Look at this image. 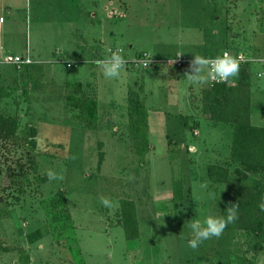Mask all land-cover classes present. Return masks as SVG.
Instances as JSON below:
<instances>
[{
	"label": "rangeland",
	"instance_id": "1",
	"mask_svg": "<svg viewBox=\"0 0 264 264\" xmlns=\"http://www.w3.org/2000/svg\"><path fill=\"white\" fill-rule=\"evenodd\" d=\"M4 1L0 59L27 49L38 62L24 74L0 61V84L9 88L0 113L18 122L14 138H0V264H20V252L29 264H264V238L253 257L249 231L225 228L188 246L192 220L221 215L225 182L206 170L223 165L232 127L202 118L205 86L171 61L178 52L242 53L252 122L264 125V0H18L15 22ZM105 46L130 59L148 52L154 64H126L118 80H106L84 57ZM82 96L97 102L93 129V118L83 126L73 105ZM134 99L147 111L141 155L127 129ZM48 170L58 178L49 180ZM121 199L133 202L134 239L119 224ZM51 200L61 201L53 213Z\"/></svg>",
	"mask_w": 264,
	"mask_h": 264
},
{
	"label": "trees",
	"instance_id": "2",
	"mask_svg": "<svg viewBox=\"0 0 264 264\" xmlns=\"http://www.w3.org/2000/svg\"><path fill=\"white\" fill-rule=\"evenodd\" d=\"M224 49L227 48L222 50ZM31 63L19 66L9 64L18 69L21 67V71L27 74L31 70L29 67L33 64ZM247 67L248 63L240 65V75L238 74L234 86L228 83L204 85L201 102L202 118L213 122L228 123L232 127L228 153L223 165L208 164L206 175L211 181L225 182L219 201L221 215L225 214L224 210L229 203H239V218L226 228L249 231L256 237L254 257L261 248V241L264 238V212H261L257 207L261 198L264 197V127L253 125L250 122L251 107ZM232 79H235V77L230 78V80ZM72 83L75 86H82L80 81ZM87 83L88 81L83 85L88 86ZM8 90L9 88L0 84V100L7 96ZM74 100L73 105H76L77 111H79L78 117L83 122H81L82 125L85 126L89 122L86 118L91 120L90 117H92L93 121L91 120L92 122L89 124L93 129L97 119V102L95 98L82 96ZM128 101L131 104L127 108L126 117L127 129L132 141L131 149L136 155H141L149 144L147 139V111L138 100ZM17 125L18 122L15 117L4 116L0 113V138H14ZM230 172L232 173V180L228 178ZM255 175L260 179L256 180L258 178H254ZM60 203L61 201L51 200L49 202L51 207L49 205L47 207L53 213ZM119 211V224L123 229L125 238H136L138 236V226L134 215L133 202L121 199L119 201ZM52 213L51 217L54 215ZM18 260L20 264H29L27 255L24 252H20ZM252 261L253 259L246 263L240 262V264H251Z\"/></svg>",
	"mask_w": 264,
	"mask_h": 264
},
{
	"label": "clouds",
	"instance_id": "3",
	"mask_svg": "<svg viewBox=\"0 0 264 264\" xmlns=\"http://www.w3.org/2000/svg\"><path fill=\"white\" fill-rule=\"evenodd\" d=\"M122 53L123 49L111 51L102 59L93 61L106 80H118L124 72L127 61ZM180 55H182L180 52L176 54V56ZM147 66L148 63L145 64V67ZM239 70L240 59L228 51H224L214 58L193 53V58L189 60L188 67L185 69L184 78L193 85L226 84L230 78L239 74ZM258 75L264 77V72L258 73ZM46 175L49 180L58 178L51 170H48ZM59 178L62 179V177ZM202 187L204 186L202 185ZM100 202L104 207L110 208L112 206V202L108 198L101 197ZM257 207L261 212H264V197L261 198ZM224 212V215L209 213L203 220H192L189 224L192 235L188 240V246L196 249L205 240L213 237L219 238L224 229L239 218V203H229Z\"/></svg>",
	"mask_w": 264,
	"mask_h": 264
},
{
	"label": "built area",
	"instance_id": "4",
	"mask_svg": "<svg viewBox=\"0 0 264 264\" xmlns=\"http://www.w3.org/2000/svg\"><path fill=\"white\" fill-rule=\"evenodd\" d=\"M0 20H1V18H0ZM117 50H119V48L109 49L107 51L106 55L110 54L111 51H117ZM224 51H228L229 53H231L229 50L224 49L219 54H222ZM231 54L240 59V65L245 63L246 61H248L247 58L240 52H234ZM217 55L208 56V57L214 58ZM100 59H102V58H100ZM190 59L191 58H186L184 56H176L171 61H172V65L174 67L187 69L188 62ZM125 60L127 61L126 64H132V65H137V66H145V64H147V63H148V66L154 64V62H153L154 59L150 56V54L148 52H145V51L138 53L136 56H134L131 59L125 57ZM2 61L5 63H11V64H15L16 66H19L21 64L31 63L32 59L27 54H24V55H19V54L11 55V54H9V55L3 56ZM66 65L68 66L69 63H67ZM230 82H231V80L229 79V81L227 83L229 84Z\"/></svg>",
	"mask_w": 264,
	"mask_h": 264
},
{
	"label": "crops",
	"instance_id": "5",
	"mask_svg": "<svg viewBox=\"0 0 264 264\" xmlns=\"http://www.w3.org/2000/svg\"><path fill=\"white\" fill-rule=\"evenodd\" d=\"M18 2V0H5L4 2H3V7L4 8H6L7 9V11H8V14L7 15H9V16H11V20L13 21V22H15L16 21V19H18V15H17V13H16V10H17V7H16V3ZM4 22V19L3 20H0V23H3ZM116 48H119V49H122L121 47H110V46H105V47H97L96 48V50L95 49H93V48H89V49H87V50H85V51H87L88 53H87V55L86 56H84L85 58H86V62L88 63V64H90V65H94L95 63L93 62L94 60H96V59H100V58H103V57H101V56H105L106 55V53H107V51L109 50V49H116ZM0 49H1V47H0ZM141 51V50H140ZM137 52V51H136ZM16 54V53H15ZM24 54H27L30 58H31V56L28 54V51H27V49H26V52L24 53ZM122 54H126L125 53V51L123 50V53ZM100 56V57H99ZM125 56H127V55H125ZM3 58V57H2ZM2 58L0 59V61L2 62V64H8V65H11V64H9V63H5V62H3L2 61ZM79 58V57H78ZM159 59H161L160 57H158ZM189 58H192V57H189ZM168 59V58H167ZM33 60V59H32ZM59 60H61V59H59ZM76 61L77 60H75V62H73V60L72 61H70V62H65V65L67 64V63H69V65L68 66H70V65H75L76 64ZM35 62H38V61H35V60H33L32 61V63H35ZM31 63V64H32ZM67 66V65H66ZM67 66V67H68ZM146 77V76H145ZM263 108H264V106H262L261 104H260V106H259V109H262L263 110ZM262 113H263V111H262ZM153 114L155 115V118L154 119H156V116L158 117V115L160 114L161 115V113H158L157 111H153ZM252 113L250 112V122H251V124H253V122H252ZM253 125H256V126H263L264 127V125H261V124H253ZM264 240V239H263Z\"/></svg>",
	"mask_w": 264,
	"mask_h": 264
}]
</instances>
